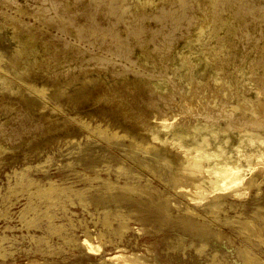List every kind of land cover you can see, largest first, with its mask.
<instances>
[{
  "label": "rangeland",
  "instance_id": "rangeland-1",
  "mask_svg": "<svg viewBox=\"0 0 264 264\" xmlns=\"http://www.w3.org/2000/svg\"><path fill=\"white\" fill-rule=\"evenodd\" d=\"M216 1L0 0V264H264V0Z\"/></svg>",
  "mask_w": 264,
  "mask_h": 264
},
{
  "label": "bare ground",
  "instance_id": "bare-ground-1",
  "mask_svg": "<svg viewBox=\"0 0 264 264\" xmlns=\"http://www.w3.org/2000/svg\"><path fill=\"white\" fill-rule=\"evenodd\" d=\"M202 1H204V0H202ZM210 1V0H209ZM216 1V0H215ZM237 1V0H236ZM246 1V0H245ZM252 1V0H251ZM255 1V0H254ZM253 1V2H254ZM257 1V0H256ZM67 2H70V1H67ZM213 2V1H212ZM217 3H216V6L217 5H220V4H218V1H216ZM240 2V1H239ZM238 2V3H239ZM247 2V1H246ZM253 2H250V3H248V6H249V4H251V3H253ZM72 3V2H71ZM201 3V2H200ZM203 3H205V2H203ZM209 3V2H208ZM245 3V2H244ZM261 3V2H260ZM68 4V3H67ZM198 4H199V2H198ZM207 4V3H206ZM212 3H210V5H211ZM213 4H214V2H213ZM212 4V5H213ZM239 4H241L242 5V0H241V3H239ZM255 5H256V3H254ZM253 4V5H254ZM201 5V7H202V3L200 4ZM210 5L208 4V7H210ZM215 5V4H214ZM238 5V4H237ZM240 5V6H241ZM258 5H259V3H258ZM258 5H256V6H258ZM261 6H263L264 7V5H262V3L260 4ZM259 5V6H260ZM69 6V5H68ZM72 6V5H71ZM215 6V7H216ZM240 6L238 7V8H240ZM204 5H203V9H204ZM212 7V6H211ZM226 7V6H225ZM228 7V6H227ZM244 8H245V5L243 6ZM242 6H241V8H243ZM247 7V6H246ZM254 7V6H253ZM207 8V7H206ZM222 8V7H221ZM231 8V7H230ZM243 8V9H244ZM250 8H252L251 6L249 7V9ZM261 8V7H260ZM202 9V10H203ZM208 9V8H207ZM215 9V8H214ZM217 9V8H216ZM215 9V10H216ZM229 9V8H228ZM247 9V8H246ZM263 9V8H262ZM210 10V9H209ZM209 10L207 11L208 13H209ZM218 10V9H217ZM221 10H223V9H220V11ZM242 10V9H241ZM241 10H239V11H241ZM212 11V10H211ZM223 11H225V9L223 10ZM203 12H205V10L203 11ZM213 13L215 12V11H212ZM217 12V11H216ZM228 12V11H227ZM244 11H242V13H243ZM246 12H247V10H246ZM208 13L206 14L207 15V17H208ZM213 13H212V15H213ZM218 13V12H217ZM221 13V12H220ZM223 13V12H222ZM229 13V12H228ZM235 13H237V12H234V15H236ZM239 13H241V12H239ZM215 14V13H214ZM211 14L209 13V16H210ZM224 15H225V13H224ZM205 16V15H204ZM215 16V15H214ZM214 16H213V18H214ZM217 16V15H216ZM218 16H220V14L218 15ZM237 16V15H236ZM211 17V16H210ZM222 16H220V18H221ZM206 18V17H205ZM209 18V17H208ZM208 18H206V19H208ZM223 18H224V16H223ZM210 19V18H209ZM212 19V18H211ZM217 19H218V17H217ZM215 20V19H214ZM213 20V21H214ZM218 20H220V19H218ZM218 20H217V22H218ZM226 20V19H225ZM216 21V20H215ZM221 21H223V20H221ZM225 22V21H224ZM227 23V22H226ZM231 23V22H230ZM217 24V23H216ZM221 24V23H220ZM223 24V23H222ZM240 24V23H239ZM219 25V24H218ZM242 27H244L243 25H242ZM241 27V28H242ZM234 28V27H233ZM232 28V29H233ZM245 29H246V31H247V28L245 27ZM230 30V29H229ZM243 30H244V28H243ZM232 32V31H231ZM237 32V31H236ZM242 32H244V31H242ZM31 33V32H30ZM30 33H28V35L30 34ZM230 33V32H229ZM256 33V32H255ZM21 34V33H20ZM23 34H24V32H23ZM33 34V33H32ZM228 34V33H227ZM24 35H26V34H24ZM31 35V34H30ZM29 35V36H30ZM34 35V34H33ZM230 35V34H229ZM232 35V34H231ZM29 36H26V38L27 37H29ZM254 36V35H253ZM253 36H251V37H253ZM32 37V36H31ZM30 37V38H31ZM25 38V39H26ZM25 39H24V41H25ZM34 39V38H33ZM32 40V39H31ZM35 40V39H34ZM27 41V40H26ZM33 41V40H32ZM31 42V41H30ZM36 42V41H35ZM27 44L29 43V42H26ZM32 43V42H31ZM30 43V45H33V44H31ZM35 45H36V43H35ZM28 46H29V44H28ZM29 48H30V46H29ZM25 49V48H24ZM23 49V50H24ZM25 50H27V49H25ZM198 149L200 150V149H203V147L202 146H198ZM216 153L217 154H219L220 153V150L218 149V151H216ZM208 157H210V154L209 153H201L200 151H198L195 155H194V161H195V164L196 165H200V162L202 161V159L203 158H208ZM210 168V167H209ZM216 175V178L215 179H213V178H211L210 179V182H212L213 184H212V186L214 187V188H217V189H228V188H233V187H235L240 181H241V178L237 175V171H236V167L234 166V165H231V164H228V163H226V164H221L218 168H217V173H215ZM204 192V191H203ZM88 241V240H87ZM90 244V246L91 247H93V245L91 244V243H89Z\"/></svg>",
  "mask_w": 264,
  "mask_h": 264
}]
</instances>
